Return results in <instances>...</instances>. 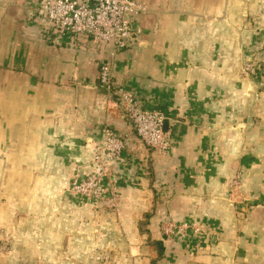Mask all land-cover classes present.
<instances>
[{"label":"crops","instance_id":"crops-1","mask_svg":"<svg viewBox=\"0 0 264 264\" xmlns=\"http://www.w3.org/2000/svg\"><path fill=\"white\" fill-rule=\"evenodd\" d=\"M44 1L0 0V225L38 237L11 264L40 258L31 251L89 250L104 237L130 263L264 264V0H137L148 12L113 78L164 113L167 156L140 143L117 96L101 88L108 48L47 40ZM249 63L255 77L246 78ZM107 127L128 140L120 215H96L66 189L90 172ZM147 214L145 234L136 221ZM167 218L206 232L167 239L158 260L143 236L160 240Z\"/></svg>","mask_w":264,"mask_h":264},{"label":"built area","instance_id":"built-area-1","mask_svg":"<svg viewBox=\"0 0 264 264\" xmlns=\"http://www.w3.org/2000/svg\"><path fill=\"white\" fill-rule=\"evenodd\" d=\"M147 12V6L137 0H45L41 5L47 40L69 37L78 42L86 37L109 49L100 63L101 88L117 96L140 143L154 153L167 156L173 144L171 133L164 130V113L141 107L135 94L117 88L113 78L116 58L134 45L135 22ZM246 71L254 74L253 68ZM104 136L103 145L92 148L90 172L84 177L75 176L68 190L80 202L115 207L122 199L117 185L118 162L122 160L128 140L109 127L104 129ZM160 230L168 240L186 237L189 233L201 236L206 232L197 224L176 223L168 218L162 220Z\"/></svg>","mask_w":264,"mask_h":264},{"label":"rangeland","instance_id":"rangeland-1","mask_svg":"<svg viewBox=\"0 0 264 264\" xmlns=\"http://www.w3.org/2000/svg\"><path fill=\"white\" fill-rule=\"evenodd\" d=\"M249 67L250 69H252L253 68L252 64L249 63ZM246 73L247 71L245 72L244 70L243 75L246 78L255 77V74L246 75ZM69 185L70 183L67 185L66 189H69ZM118 194H120V197L122 198L121 191L118 192ZM110 198H112V196ZM85 202H79V203L84 204ZM90 206L92 208L91 210L94 213H96V215L98 214L100 215H120L123 209V200L121 199L118 203V206H115V207L113 206L108 207L104 203L100 205L92 204ZM78 217L80 216L78 215ZM145 222H146L145 219L142 220L140 218L138 221H136V225H138L137 227L143 230L142 231L143 233L147 234V227L143 225V223ZM78 223L83 227H87L91 224L97 226V223L95 222V220L87 219L85 221V219H83L82 217L78 219ZM123 226L124 224H122V228ZM160 233L163 236L161 231ZM144 236L143 238L146 242L148 241L147 242L148 245H152L151 238L150 237L148 238V236L146 237V235ZM183 238H186V237H183ZM37 239L38 237L37 238L29 237L23 234L20 235V231L16 226L7 227V226L0 225V264H11L12 263L11 259L14 258L15 255H17V251L19 252V248H20V245H22V243L24 244L25 242L36 241ZM111 241H112L111 239L104 237V243L102 245L100 243H98L97 245L94 240V241H91L89 245L90 247L89 250L85 249V250H79V251H69V249H67L68 252L66 253L55 252V251L50 252L49 250H42L39 252L31 251L34 254V256H37V254H39L40 258H37V260H34L33 262H29V264L30 263L31 264H156L154 263L156 261L154 258L151 260V262L150 261L146 262L144 261V259H140V260L138 259V261L135 260L132 263H130L127 260V257H125V255L118 254L117 252H114L110 248ZM98 242H101V241H99L98 239ZM143 258H151V257L149 254L148 255L144 254Z\"/></svg>","mask_w":264,"mask_h":264},{"label":"trees","instance_id":"trees-1","mask_svg":"<svg viewBox=\"0 0 264 264\" xmlns=\"http://www.w3.org/2000/svg\"><path fill=\"white\" fill-rule=\"evenodd\" d=\"M145 220L146 222L143 223L144 226L147 227V233L149 232L150 233V230L148 229V226H149V220H150V215H146L145 217ZM152 245L155 247V249L157 250V253H158V260L164 258V254H165V244L167 242V238L165 236H162V238L160 240H154V241H151Z\"/></svg>","mask_w":264,"mask_h":264},{"label":"water","instance_id":"water-1","mask_svg":"<svg viewBox=\"0 0 264 264\" xmlns=\"http://www.w3.org/2000/svg\"><path fill=\"white\" fill-rule=\"evenodd\" d=\"M164 130L167 132L168 131V121L165 120L164 122Z\"/></svg>","mask_w":264,"mask_h":264}]
</instances>
